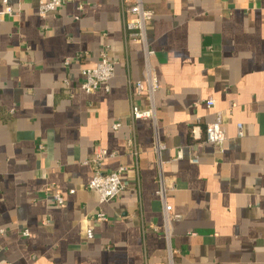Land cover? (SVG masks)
<instances>
[{
	"label": "crops",
	"instance_id": "crops-1",
	"mask_svg": "<svg viewBox=\"0 0 264 264\" xmlns=\"http://www.w3.org/2000/svg\"><path fill=\"white\" fill-rule=\"evenodd\" d=\"M81 2L43 16L39 0H8L13 14L0 20V264H168L160 168L182 216L175 264H264V0H145L157 127L130 118L133 102L149 103L130 87L144 55L125 41L121 1ZM105 46L117 62L111 89L87 94L81 66ZM217 112L223 147L205 142ZM98 148L115 154L103 170L124 168L108 203L88 189Z\"/></svg>",
	"mask_w": 264,
	"mask_h": 264
},
{
	"label": "built area",
	"instance_id": "built-area-1",
	"mask_svg": "<svg viewBox=\"0 0 264 264\" xmlns=\"http://www.w3.org/2000/svg\"><path fill=\"white\" fill-rule=\"evenodd\" d=\"M120 1L125 41L141 44L144 55L143 79L137 82H130V87L135 89L138 95L144 97L149 103L147 108H140L135 102H133V104H131L130 118L132 120H150L154 126L157 127L158 118L156 113L155 97L160 86L155 67L152 63L155 50L148 40L147 32L148 25L153 20L155 13L153 10L148 9L145 6V0ZM39 3L40 12L43 16L69 3H77V8L80 11L84 10V5L82 4L81 0H39ZM4 4L6 5V10L0 13V20L6 15L13 14V8L8 4V0H4ZM109 52V46H105L100 51V58L96 64L90 66H81L80 71L83 76V81L80 83V88L87 94H92L99 90H105L106 92L110 91V82L115 76L117 62L110 59ZM82 56L83 54H78L76 59L80 60ZM65 64L68 66L70 64V59H66ZM66 83L69 84L68 79L66 80ZM205 103L209 108H214L216 105L215 100L212 98L207 99ZM223 125L224 114L222 112H217L215 120L205 125V142L223 147L227 139L226 131ZM119 126L120 124H115L114 128L117 129ZM238 128L239 134L243 135L242 124H239ZM198 132L199 127L194 126L192 129L193 139L197 140L200 138V134H198ZM128 146L130 147L132 153L137 156L138 149L134 137H131L128 140ZM164 149L165 145L159 140L158 137H155L154 151L158 157L161 156V153ZM114 155L115 154H110V152L104 148H98L91 160L96 169L94 171V176L88 185V189L94 190L99 194L101 203H108L115 200L125 189V185L121 180V175L124 172V168H120L115 171H106L102 169L103 161ZM182 158L183 152L180 150L176 156V159L179 160ZM192 162L197 163L198 158H193ZM158 181L159 188L156 193L162 204V227L168 264H175L176 251L173 246V232L175 224L182 219V216L174 211L173 204L169 202L168 186L166 184L165 175L162 168H160ZM70 192L74 193V190H71ZM54 200L59 205H63L65 202V199L60 192L54 194ZM95 217L99 218L100 220L106 219L105 214L102 212L98 213ZM154 230L159 231V226H154ZM24 235L28 236L29 232L25 231Z\"/></svg>",
	"mask_w": 264,
	"mask_h": 264
}]
</instances>
